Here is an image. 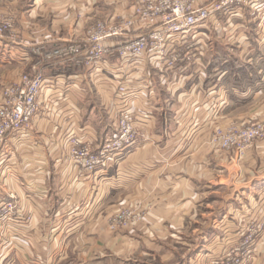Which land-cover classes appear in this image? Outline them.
<instances>
[{"label": "crops", "instance_id": "obj_1", "mask_svg": "<svg viewBox=\"0 0 264 264\" xmlns=\"http://www.w3.org/2000/svg\"><path fill=\"white\" fill-rule=\"evenodd\" d=\"M140 1L0 0L21 21L20 37H0V65L22 66L0 72V81L29 71L37 44L78 37L76 12L113 21ZM246 13L256 15L247 9L219 26L197 27L194 41L181 47L193 46V62L180 61L174 71L145 58L126 73L115 58L104 59L96 74L64 64L68 74L41 91L40 113L8 141L0 163V200L17 203L0 227V264H203L236 244L247 215L240 219L232 208L241 213L248 202L234 195L264 193V140L236 162L211 146L209 135L248 121L250 99L264 97V42L255 48ZM121 77L133 89L128 98L115 93ZM125 101L141 132L135 145L91 172L69 162L67 134L96 149L114 134ZM250 207L252 216L263 215V203ZM122 209L134 216L110 228ZM224 209L230 219L220 216ZM253 248L244 264H264V233Z\"/></svg>", "mask_w": 264, "mask_h": 264}, {"label": "built area", "instance_id": "obj_2", "mask_svg": "<svg viewBox=\"0 0 264 264\" xmlns=\"http://www.w3.org/2000/svg\"><path fill=\"white\" fill-rule=\"evenodd\" d=\"M245 6L257 9L262 3L261 0H141L129 16L113 21H97L83 42L68 40L64 44H53L50 50L30 66L29 71L20 73L3 90L0 101V163L8 149V141L27 132L40 113L38 98L41 91L64 76L55 73L60 68H54L53 59L66 60L74 66L77 64L75 68L97 70L104 59L115 58L126 64L120 69L121 73H126L125 70L135 67L138 61L144 58L150 60L153 56L157 62L164 64L167 71H171L176 62L189 63L196 56L189 49L181 48L189 33L201 26H219ZM12 20V17L0 12V37L11 30ZM48 65L54 70L49 75L45 72ZM128 81V78L121 77L115 85L118 97L128 98L133 94ZM262 132V126L257 124L242 128L237 134L232 129H218L212 140L226 149L236 144L235 147L242 151L247 143ZM140 135L138 124L131 120V106L125 101L117 110L114 134L105 138L96 149L75 132H69L67 159L81 170L91 172L134 146ZM16 209V201L5 198L0 200V227L13 218ZM131 213L128 209L121 210L115 219H111L109 227L113 229L126 224ZM247 229L249 235L245 241L240 235V242L230 248L226 247L224 253L210 264H242L248 255L244 253V250L248 251L247 246H244L249 245L247 240L251 241L252 235L251 230Z\"/></svg>", "mask_w": 264, "mask_h": 264}, {"label": "rangeland", "instance_id": "obj_3", "mask_svg": "<svg viewBox=\"0 0 264 264\" xmlns=\"http://www.w3.org/2000/svg\"><path fill=\"white\" fill-rule=\"evenodd\" d=\"M261 3H262V6L257 8V9L256 8L255 9L248 8L249 6H245L240 11V12H244V11H246L248 9L251 15L252 14H256L255 17L252 18L251 16H248L247 13H246L245 18L249 19V21H247V24L252 26V28L255 27V29H253V31L251 32V38L253 37V39L255 41L254 44L256 45L255 48H257V49L259 47L257 45L261 41L264 42V0H261ZM252 11L254 13H252ZM0 12L5 14L6 16L12 17V19H13L12 20L11 30L5 32V34L3 36H6V34H7V37L10 38V39H13V40L17 39L18 37H20V31H19V28H18L20 26V22H21L20 21V17H18L17 15H15L13 13H9L8 11L3 10V8H0ZM72 19H73V22H74V25H75V26L74 25L73 26H74V28L77 29L76 36H78V37H76V38H67V39H59V40H49V41L46 40V41H43L40 44H37L36 46H34L32 48V51H33V53L36 54L37 58L42 57L43 54L46 51L50 50L54 46L53 44H55V43L56 44H64V43L68 42V40L75 41V42H83L87 38L88 32L93 27V25L97 21L104 20V18H102V19L101 18H94V17L87 18L86 16H84L80 12H76L75 15H73ZM79 26H81V27L79 28ZM196 30L197 29L194 30L195 32L192 31L191 33H189L188 36L186 37L187 39L189 38V43H191L192 40L194 41L193 36H194V34H196ZM79 31H80V35L77 34V33H79ZM221 47H223V46H221ZM189 50H190V52H194V53L196 52V51L193 50V46H190ZM1 52H4V51L2 49H0V53ZM256 52H257V50H256ZM258 52H260V51L258 50ZM152 59L154 61H156V58H153V56H152ZM36 60H38V59H36ZM117 60H119V59H117ZM52 62H53V66H54L55 69L58 66H61L60 64H62V67L60 69H56L55 73L60 74V75L61 74L62 75H67L68 74V73H65V72L67 70L69 71L71 66H69V65L66 66L64 64H71V63H68V61H66V60L61 61L60 59H53ZM192 62L193 61L191 59L189 63H192ZM158 63L162 66L163 70H167V69H165V66H164L163 63H160V62H158ZM179 64H180V61L176 62V64L173 65L174 68H172L171 71L177 70L175 67L176 66L179 67ZM8 65H9L8 63L0 65V72L4 71L5 69L10 70L12 68V70H14V69H21V67H22V66H19L18 64H15V63L10 64L9 66ZM65 66H66V68H65ZM75 66H77V64H75ZM80 68H83V67H80ZM85 69H92L93 72H95V74H96V72H99L101 67L99 69H97V70H94L93 68H85ZM27 70H24L23 72H25ZM57 70H59V72H57ZM53 71L54 70L49 65L46 67L45 72H47V73L49 72V74H50ZM61 71H63L65 74L63 72H61ZM15 79L8 80V81L5 80V82H3L4 80L0 81V101H1V98H2V95H3L2 93H3V90H4L5 86L10 84L11 82H13ZM250 100H251V108H252V111H251L252 117L249 118L248 121L242 122V121H239L240 119H238L235 122L229 123V125L217 126V127H215L214 129L211 130L210 135H209V144L211 146H214L215 148H217L219 150H222L224 152H229L230 154H232L233 158H235L236 162H239L242 159H244L246 157L248 151L251 148L256 147L259 144V142L264 140V97H259V96L256 97L255 96V97L251 98ZM256 124L262 126L263 132L261 133V135L255 137L251 142L247 143L248 145L242 151L235 147L236 144H234V145H232V146H230V147H228L226 149V148L219 147L218 144H216L212 140L213 134L218 129L222 130V131H227V130H231L232 129V132L234 134H237V132L240 129L245 128V127H249L250 125H256ZM249 186L250 187H248V189H250V190L253 189L254 183L250 184ZM240 190L241 191L238 190V192H237L238 196H236L237 193L234 195L235 199L238 200V201H240V200L245 201L246 200V203L248 202V204L241 205V208H240L241 211H242L241 213L237 212V209H234V208H232V211L236 212L238 214L237 217L240 218V219L244 216L243 214L247 215V217L245 219H242V220H240V222H238L239 231H240V235L242 236V239L245 241L246 237L249 235V232L247 231L248 230L247 228H249L251 230V234H252V235H250L251 236V241L247 240L248 241L247 243H249V245H245L244 246V247L247 246V248H248V251L244 250V253H248V255L245 257V259L242 262V264H244L245 260L250 255L252 249H254L253 247L256 246V243L258 242V239H260V236L262 235V233H264V213H263V215L261 217H254V216L251 215L252 214L251 213L252 210H251V207H250V205L255 207V206L262 205V203L264 204V193H259V192L257 193V190L256 191L251 190V191H248V192H244V190H242V189H240ZM228 200L229 199L227 198L224 201H228ZM122 210H124V209H122ZM120 211L121 210H118L113 215H111L109 223H110L112 218L115 219V217L120 213ZM125 211H127V210H125ZM128 211H132V210L128 209ZM224 211H226V209L222 210L220 216L221 217L224 216V213H225V215L227 216L226 218L230 219V214L226 213ZM263 211H264V209H263ZM133 216H134V214H133V211H132L131 217L128 219V221ZM128 221L126 222V224L128 223ZM124 225H120V226H124ZM120 226H118V227H120ZM252 230L255 231V232L252 233ZM220 232L222 234V230ZM238 242H240V240H238L236 242V244ZM203 264H210V263H208V261H207V263H203Z\"/></svg>", "mask_w": 264, "mask_h": 264}]
</instances>
